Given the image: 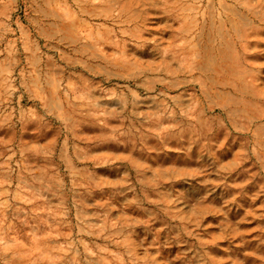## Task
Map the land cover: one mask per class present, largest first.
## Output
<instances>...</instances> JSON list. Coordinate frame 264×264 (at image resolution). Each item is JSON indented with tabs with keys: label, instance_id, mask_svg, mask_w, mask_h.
Segmentation results:
<instances>
[{
	"label": "rangeland",
	"instance_id": "obj_1",
	"mask_svg": "<svg viewBox=\"0 0 264 264\" xmlns=\"http://www.w3.org/2000/svg\"><path fill=\"white\" fill-rule=\"evenodd\" d=\"M0 264H264V0H0Z\"/></svg>",
	"mask_w": 264,
	"mask_h": 264
}]
</instances>
